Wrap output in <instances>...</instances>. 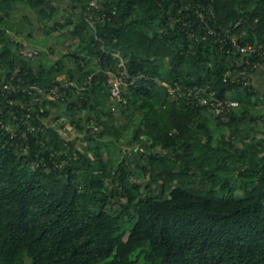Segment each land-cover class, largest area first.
<instances>
[{"label": "trees", "instance_id": "1", "mask_svg": "<svg viewBox=\"0 0 264 264\" xmlns=\"http://www.w3.org/2000/svg\"><path fill=\"white\" fill-rule=\"evenodd\" d=\"M247 43L264 45V0H0V81L38 85L0 97V264H264V58L247 82ZM125 68L137 81L115 101ZM195 86L239 105L217 113Z\"/></svg>", "mask_w": 264, "mask_h": 264}, {"label": "built area", "instance_id": "2", "mask_svg": "<svg viewBox=\"0 0 264 264\" xmlns=\"http://www.w3.org/2000/svg\"><path fill=\"white\" fill-rule=\"evenodd\" d=\"M95 1H91L89 4V7H91ZM200 15H202V11L199 12ZM214 30L208 29V33H212ZM190 36H194V32L192 31L188 32ZM238 36H232V39L236 41ZM221 42H223V39H221ZM224 43V42H223ZM26 46V44H25ZM25 46L22 48V52L27 55L34 57L38 50L31 47L28 51H24ZM228 52L231 50V48L227 49ZM235 54H242V58L237 57V62L239 64V68L237 69V73L240 75H243L245 79H247V82H251L250 79V71L255 69L260 63L259 61H252V55H260L262 58H264V45L262 43H247L245 45L237 44V48L235 49ZM117 56L119 54H116ZM236 57V55H235ZM121 65H125V60H122ZM114 74V73H113ZM13 78H15V75H13ZM22 78L20 77L19 80ZM127 79H129L127 81ZM112 81V87H111V98L115 101H121L123 97V85L124 84H135L137 81V77L131 76L128 69L125 68L120 72V74H114L113 78H111ZM74 82H66L63 81L61 83L56 84L52 89L50 90V93L48 94L51 98H56L60 96H65L67 94L68 87L70 85H74ZM86 85L80 87L81 89H84ZM34 88H38V85L36 83H27L26 85L22 86L20 84H16L15 82L11 80H4L0 81V97L8 94V93H17L20 92L22 89L26 92H32ZM169 89L171 93H174L177 89L173 87L172 85H169ZM202 87L201 86H195L188 92L189 95H195L196 97H199L201 102L203 103H210L216 110L217 113H223L225 111L230 110L232 107H236L239 105V100L233 97H219L218 92L216 90L210 91V97L202 96L201 95ZM118 106H113V109L116 110Z\"/></svg>", "mask_w": 264, "mask_h": 264}, {"label": "rangeland", "instance_id": "3", "mask_svg": "<svg viewBox=\"0 0 264 264\" xmlns=\"http://www.w3.org/2000/svg\"><path fill=\"white\" fill-rule=\"evenodd\" d=\"M65 31H67V28H63V29H61V34H60V39H61V42L63 43V44H65V45H67V44H69V43H71L72 42V38H70L69 36H67L65 33H63V32H65ZM39 37H41V36H39ZM17 39H20V41L25 45L26 44V46H25V48H24V51L26 52V51H28L34 44L35 45H38V43L37 42H34V41H29L27 38H25L24 37V35H19V36H17ZM37 50L38 49H44L45 47H41V46H39V47H35ZM60 47H58V50H56V51H51L50 50V48H48V47H46V54H44V56H43V60L46 62V63H48V64H50V63H54V62H56L57 60H59L60 58H61V51H60V49H59ZM64 49V51L66 52V51H68V49L66 48V47H64L63 48ZM89 58V57H88ZM66 61V65H68V66H72V62H70V61H68L67 59L65 60ZM261 90L262 91H264L263 90V88H261ZM258 108H259V110H261V111H264V102H262L259 106H258ZM117 110L119 111V108L117 107ZM117 111V112H118ZM66 116H67V114H65ZM66 116H62L61 118H60V120L61 121H63V122H65L64 124L66 125V128H68L66 131H68L67 132V134L70 136V137H73V136H75L76 134H77V132H76V130H75V128L74 127H71L68 123H69V121H68V119H65V117ZM130 116L129 115H120L118 118H117V125L119 126V127H123V126H125L126 124H128L129 123V121H130ZM46 121L49 123V122H51V123H55L56 121H57V119H53L52 117H49V118H47L46 119ZM64 128H65V126L64 127H62V130H64ZM259 136H261V133H259ZM104 137L106 138V140L108 139V135L107 134H105L104 135ZM77 145H78V147L80 148V149H83V150H85V149H88V142H86V141H83V140H78V142H77ZM138 148H139V144H137V145H134V144H125V146H123V152L125 153V156H128L129 157V160L132 162V167H135L136 166V162H137V160L139 159V157L138 156H133V151H135V150H138ZM140 150V149H139ZM107 153H108V151L106 150L105 151V154L107 155ZM134 157V158H133ZM133 179H135L137 182H140V183H143V184H146V182L148 181V176H138V175H135V177L133 178ZM201 187H203V185L202 184H200L199 186H193V188H196V189H200ZM243 190H242V188H239L238 189V192H237V195H239V196H242L243 195ZM126 236H128V233H127V235Z\"/></svg>", "mask_w": 264, "mask_h": 264}, {"label": "crops", "instance_id": "4", "mask_svg": "<svg viewBox=\"0 0 264 264\" xmlns=\"http://www.w3.org/2000/svg\"><path fill=\"white\" fill-rule=\"evenodd\" d=\"M253 83L261 90H264V62H262L252 75Z\"/></svg>", "mask_w": 264, "mask_h": 264}]
</instances>
